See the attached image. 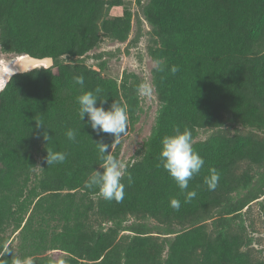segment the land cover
<instances>
[{
	"label": "trees",
	"instance_id": "1",
	"mask_svg": "<svg viewBox=\"0 0 264 264\" xmlns=\"http://www.w3.org/2000/svg\"><path fill=\"white\" fill-rule=\"evenodd\" d=\"M3 1L4 4L0 5V29L5 49L36 58L51 57L55 66H60L61 74L55 76L51 69H36L15 75L6 87L11 90V94L2 95L0 130L4 135L0 141V157L7 169L4 176L0 177V183L9 179L18 169L30 170L34 167L35 161L28 151L47 131L52 137L48 147L54 149L60 146L59 151L68 154L64 163L46 169L48 174L53 168L62 170V177L55 182L57 188L82 189L87 195L92 194L93 190L84 186V177L100 163L94 141L103 138L105 143L111 144L113 138L104 133L97 136L86 124L84 129H80L81 120L75 109L76 98L71 94L58 101L51 90L55 84L64 85L69 90V83L74 84L73 77H69L71 73L84 76V91H94L97 87L95 82L99 85L98 77L87 68H75L77 73L68 72L60 55L71 53L74 48L79 49L78 54H84L97 44L98 38L93 28H97L102 19L104 4L95 2L94 6L85 5L72 10L73 14L67 15L66 24L58 23L59 26L49 31L45 23L34 24L36 16L41 13V9L33 8L34 0ZM70 1L72 5L66 9L67 14H70L69 9L79 7L77 0ZM190 10L195 11L190 13ZM154 11L161 13L155 18L168 35L166 43L173 54L171 68L177 66L179 70L160 83L170 93L169 102L161 114L148 152L126 171L132 174L133 183L129 186L125 175L122 181L125 184L124 199L119 203L102 200L99 205L98 212L106 220H114L121 214L145 213L140 211L141 208L154 213L155 210L150 209L148 203L155 206V216L160 215L163 202L168 199H165L166 196L177 188L169 173L163 167H158L161 141L164 136L173 134L176 126L181 131L187 127L193 137L195 131L190 124L203 128L221 127L224 123L221 119L223 112L244 123L264 121V56H260L257 50L264 29V0H157ZM217 20L222 23L221 29ZM117 21L116 25L113 24L121 28L122 20ZM32 23L35 30H32ZM109 24L107 22L105 28ZM2 25H5L4 28ZM14 84L17 85L15 89ZM115 89L105 92L108 98L105 108L113 103L109 100L115 97ZM126 102L129 109L135 107L132 98L127 97ZM23 117L24 120H21ZM36 120L42 121L48 128H38ZM6 123L11 126L6 127ZM69 128L78 130L76 142L66 138L65 132ZM63 146L65 149L62 150ZM194 150L203 157L205 163L189 181L188 188L197 193L191 201L193 205H189V212L201 200L205 203L207 193L216 199L238 187V184L231 182L234 180L233 168L236 164L245 159L254 163L264 161V154L258 147L253 148L245 140L229 138L222 132L196 145ZM210 168H215L220 175L218 187L214 191H209L204 184L205 177L210 175ZM178 191V199L182 198L179 199V210L184 214L186 204L183 201L187 190ZM152 195L155 197H150ZM2 204L0 202V210ZM88 206L87 212L92 210ZM81 228L77 232L67 233L65 248L71 256L63 264H86L83 260L92 264H121V250L116 247L113 251L109 249L114 242L111 234L97 233L99 236L95 238L94 232Z\"/></svg>",
	"mask_w": 264,
	"mask_h": 264
},
{
	"label": "rangeland",
	"instance_id": "2",
	"mask_svg": "<svg viewBox=\"0 0 264 264\" xmlns=\"http://www.w3.org/2000/svg\"><path fill=\"white\" fill-rule=\"evenodd\" d=\"M34 1L33 8L41 9L34 24L45 23L49 31L59 26L58 23L66 24L67 15H72V10L85 5L94 6L95 2L104 4L102 19L97 28H93L96 30L97 44L84 54H78L79 49L74 48L71 53H62L60 58L68 72L77 73L75 68L84 67L96 75L99 85L97 82L95 84L103 89L104 96L105 92L116 88L115 97L109 101L117 100L127 106V134L112 146V155L124 163L127 171L142 160L151 147L161 114L170 98L169 91L163 89L160 83L172 74L173 54L166 43L168 35L155 18L161 14L154 11L157 0H77L79 7L69 9L70 14L66 12L72 5L70 0ZM86 1L88 3H83ZM1 3L4 4V1ZM194 11L190 10V13ZM55 19L57 21H53ZM117 19L123 22L121 28L115 26ZM107 22L110 24L105 28ZM34 24L32 30H35ZM217 25L221 29L220 20H217ZM2 26L4 28L5 25ZM222 30L226 32V29ZM1 31L0 71L4 64L25 55L6 50ZM258 42V53L264 56V29ZM157 62L163 65V72L157 70ZM44 69H51L55 76L61 74L60 66L56 67L55 61L50 68ZM13 77L4 82L0 73V108L2 95L11 94L6 87ZM69 77L74 75L71 73ZM145 81L153 85L150 98L138 96L136 92L137 85ZM16 84L14 89L17 88ZM68 87L69 90L64 85L55 84L51 90L54 99L59 101L71 94L77 98L86 92L79 85L69 83ZM127 97L132 98L134 108L129 109ZM75 104L78 111L77 101ZM221 119L224 122L221 127L203 128L190 124L195 131L193 148L222 132L229 138L245 140L264 154V121L244 123L225 112ZM83 124L81 121L80 129H84ZM10 126L6 123V127ZM3 135L0 130V141ZM46 147L47 141L43 137L38 138L28 151L35 161L34 167L30 170L18 169L0 183V202L3 203L0 210V244L7 241L16 256H31L35 264H63L71 256L65 248L67 233L77 232L82 227V230L94 232L95 238L99 236L97 233L111 234L114 242L109 249L113 251L116 247L121 250V264H264V161L254 163L245 159L236 164L231 182L238 184V187L216 199L207 193L205 203L201 200L190 212L192 202L183 201L186 204L184 214L170 206L171 199L182 200L181 197L178 199L177 192L181 189L177 185L166 196L165 199H168L163 202L158 217L155 216V206L148 203L147 206L155 210L154 213L141 208L140 211L146 212L121 214L114 220H106L98 212L99 205L105 200L98 189H93V193L87 195L82 189L57 188L55 182L63 173L54 168L50 169L49 174L46 172L47 167H52L45 160ZM53 150L59 151L60 146ZM6 169L0 157V177L4 176ZM85 175L84 179H87L90 173ZM87 206H91L92 210L87 212ZM4 258L11 264L12 255Z\"/></svg>",
	"mask_w": 264,
	"mask_h": 264
},
{
	"label": "clouds",
	"instance_id": "3",
	"mask_svg": "<svg viewBox=\"0 0 264 264\" xmlns=\"http://www.w3.org/2000/svg\"><path fill=\"white\" fill-rule=\"evenodd\" d=\"M52 60L48 59L51 66ZM157 70L163 72L164 67L157 62ZM177 66H172L171 73L174 75L178 71ZM13 72L12 69H10ZM75 85L84 87L85 79L83 75L73 77ZM138 96L151 97L153 95V85L149 82H141L136 87ZM79 105L78 115L80 120L90 126L97 136L102 133L110 134L112 143H105L103 138L94 141L98 148V159L100 163L98 168H94L88 178L84 182L85 188L89 190L98 189L99 194L105 200H115L121 202L125 196V184L122 182L125 175L130 186L133 183V177L130 172H126L125 165L118 158L112 155V146L127 134L128 129V110L126 105H122L119 101L114 100L106 109L108 98L103 95V89L99 86L94 91L83 92L76 98ZM99 103V106H97ZM87 120L85 121V116ZM38 128L46 127L42 121L36 120ZM43 139L49 141L52 139L44 131ZM78 130L69 128L65 132V136L69 141L76 142ZM111 148V151L109 149ZM47 156L45 157L48 166L62 164L67 159L66 152L54 151L50 147H46ZM204 159L193 148V137L191 130L185 127L181 131L179 126L173 130V134L166 135L161 141V151L159 154L158 167H163L169 175L174 179L182 192L188 189L189 181L200 172L204 166ZM210 175L205 177L204 184L207 185L209 191H214L218 187L220 180L219 172L215 168L209 169ZM196 191H186L185 203H190L195 197ZM170 206L179 211L181 202L177 199H171ZM12 255L11 264H35L31 256L23 258L16 256L13 248L7 241L0 244V264H9V260L4 257Z\"/></svg>",
	"mask_w": 264,
	"mask_h": 264
},
{
	"label": "water",
	"instance_id": "4",
	"mask_svg": "<svg viewBox=\"0 0 264 264\" xmlns=\"http://www.w3.org/2000/svg\"><path fill=\"white\" fill-rule=\"evenodd\" d=\"M49 58L51 57L36 58L28 54L21 55L11 62L4 64L0 73L2 76L4 75L6 77V81H8L11 77L17 74H23L36 68H50L54 63V60L51 58L52 63L51 66H49ZM10 69H12L13 72H11Z\"/></svg>",
	"mask_w": 264,
	"mask_h": 264
},
{
	"label": "bare ground",
	"instance_id": "5",
	"mask_svg": "<svg viewBox=\"0 0 264 264\" xmlns=\"http://www.w3.org/2000/svg\"><path fill=\"white\" fill-rule=\"evenodd\" d=\"M4 80V82L6 81V77L5 76H3V79H2V81Z\"/></svg>",
	"mask_w": 264,
	"mask_h": 264
},
{
	"label": "flooded vegetation",
	"instance_id": "6",
	"mask_svg": "<svg viewBox=\"0 0 264 264\" xmlns=\"http://www.w3.org/2000/svg\"><path fill=\"white\" fill-rule=\"evenodd\" d=\"M4 76V75H3ZM3 76H2V78H3Z\"/></svg>",
	"mask_w": 264,
	"mask_h": 264
}]
</instances>
